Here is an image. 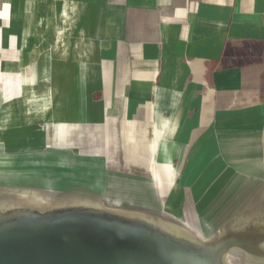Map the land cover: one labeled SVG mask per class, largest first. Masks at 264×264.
Masks as SVG:
<instances>
[{
  "label": "crops",
  "instance_id": "1",
  "mask_svg": "<svg viewBox=\"0 0 264 264\" xmlns=\"http://www.w3.org/2000/svg\"><path fill=\"white\" fill-rule=\"evenodd\" d=\"M0 170L55 220L263 260L264 0H0Z\"/></svg>",
  "mask_w": 264,
  "mask_h": 264
},
{
  "label": "rangeland",
  "instance_id": "2",
  "mask_svg": "<svg viewBox=\"0 0 264 264\" xmlns=\"http://www.w3.org/2000/svg\"><path fill=\"white\" fill-rule=\"evenodd\" d=\"M2 172L3 171L0 170V173ZM49 205H52V202L12 199V196L10 194H7L6 192V185L4 180L0 179V231L15 226L18 223L21 224H19V226L30 227H46L47 225H53L54 222L44 221V219L50 220L51 218H43L47 217V215L49 214H52L53 209L49 207ZM94 223L98 224L100 223V221H95ZM109 224L113 226V228L130 231L129 233H136L137 236L140 237L139 239L143 241L142 244L138 245L134 241L128 239L130 237L129 233L128 235H124L127 237L126 238L122 236L123 234L121 232L116 233L118 229L114 231L111 230L113 232H111V235L108 237L109 240L107 242H109V244L114 248L112 249V253L110 254V256H108V258L104 261L100 258H96L94 259L96 261L89 263V260L93 258L90 256H85L84 254H80L78 256V260H80L78 264H169V261H177V258L183 259L190 264H222L223 254H225L223 257L225 260H227V264H264V259H253L236 248L229 249V251H227L226 253H222L215 260V262L211 263V260L203 254L204 246H202L201 244L197 245L196 247V250H198L199 252L197 254H193L191 252H186L182 249H179L178 247L170 244L168 241L159 239L148 231L138 230L133 226L118 225L115 223ZM193 231L195 232V235H197L198 238L201 239V241H205L199 231ZM60 233V236L53 238L54 240L49 241V247H51L52 244L60 243L61 245L59 244L60 247H58V250H60L65 241V239L63 238L64 235L67 236L68 240L77 235H94V233L88 232L86 228L83 229L80 227H72L68 232L62 231ZM95 236L98 238L103 237V235H101L100 233H95ZM177 251L181 252L183 255H187L188 257L184 258L178 256ZM198 254L203 257L200 262L197 261L196 258H194L195 255ZM50 255L51 252L49 250L46 251L45 249L41 251V257L48 258L50 257ZM55 257H53L52 260H54ZM52 260L49 259L48 261ZM73 261L75 262L76 260ZM14 262L15 264H34L26 259L21 260V263L17 261ZM47 262L44 264H47ZM2 263L3 262L1 260L0 264Z\"/></svg>",
  "mask_w": 264,
  "mask_h": 264
},
{
  "label": "water",
  "instance_id": "3",
  "mask_svg": "<svg viewBox=\"0 0 264 264\" xmlns=\"http://www.w3.org/2000/svg\"><path fill=\"white\" fill-rule=\"evenodd\" d=\"M43 218H51L49 219H44V221H51L54 222L53 225H47L45 226H37V227H30V226H19L20 223H18L15 226H12L10 228L4 229L0 231V261L2 260V264H6L9 261H17L19 263H21V260H28L31 261L32 263H37V264H44L46 263L49 259L52 260L53 257L57 256L59 250L58 247H60L59 244H52L51 247H46L45 246H35L33 244H27L26 243H17L14 242L12 238H14V236H16L17 232L16 231H21L19 232V234L17 236H20V233H30V232H35V231H45V230H59L60 232H62L64 229H71L72 227H80V228H86L88 232L94 233V235H91L90 237L97 239L98 243H103L106 245V243L109 239L108 237L111 235V232H113L114 230L118 229L116 231V233L121 232L123 235V237H126L124 235H128V233L130 231H126V230H120L119 228H113V226H111L109 223H104V222H100L98 224H95L94 222H90V221H86V222H82V221H78V220H68V221H58L55 220V218L53 217H43ZM21 225V224H20ZM100 225V226H99ZM113 230V231H111ZM140 230V229H138ZM23 231V232H22ZM7 233V234H5ZM95 233H100L101 235H103L102 238H98L95 236ZM132 233V234H131ZM129 233L130 237L128 239L134 241L135 243H137L138 245H141L143 241H141V239H139L140 237L137 236L136 233L131 232ZM63 238L65 239L64 243H67L68 238L67 236H63ZM127 238V237H126ZM57 245V246H56ZM49 250L51 252L50 257L45 258V257H41V251L43 250ZM57 253V254H56ZM178 256L181 257H188L187 255H183L181 252L177 251ZM197 261L200 262V260H202V256L200 254L195 255V257ZM193 258V259H194ZM177 261H180L182 264H190L187 261H184L183 259L177 258ZM176 261V262H177ZM184 262V263H183ZM215 262L213 260L210 261ZM15 263V262H14ZM172 262L169 261V264H172Z\"/></svg>",
  "mask_w": 264,
  "mask_h": 264
},
{
  "label": "bare ground",
  "instance_id": "4",
  "mask_svg": "<svg viewBox=\"0 0 264 264\" xmlns=\"http://www.w3.org/2000/svg\"><path fill=\"white\" fill-rule=\"evenodd\" d=\"M21 186V185H20ZM229 191V190H228ZM223 196V195H222ZM215 198V197H214ZM70 229H64L63 232H68ZM17 234L14 236L13 241L17 243H26L27 244H33L35 246H45L48 247L49 241L54 240L53 238H56L61 235L59 230H41V231H35L30 233H20V236H17L19 232L16 231ZM7 234V233H5ZM114 247L111 246L109 243L103 244L98 243L97 239H94L87 235H77L74 236L70 241L67 243H64L62 247L60 248L57 257H55L54 260L48 261L47 264H78L80 260L79 255L84 254L85 256H90L93 259L89 260V263H92L93 261H96L94 259H102L103 261L110 256L112 253V249ZM225 254H223L224 256ZM231 255V254H230ZM229 255V256H230ZM222 256V264H227V260L224 259ZM73 260H76L75 262ZM6 264H15L13 261H9ZM172 264H182L179 261H173Z\"/></svg>",
  "mask_w": 264,
  "mask_h": 264
}]
</instances>
